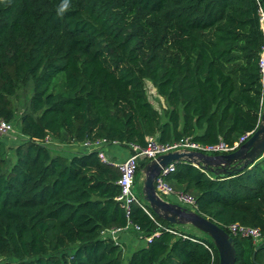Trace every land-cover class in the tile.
<instances>
[{"label": "trees", "instance_id": "obj_1", "mask_svg": "<svg viewBox=\"0 0 264 264\" xmlns=\"http://www.w3.org/2000/svg\"><path fill=\"white\" fill-rule=\"evenodd\" d=\"M63 3L0 0V118L14 119L11 96L29 85L12 158L0 136V264H217L205 232L168 222L142 198L135 174L144 159L134 173L137 201L124 207L115 164L94 148L52 152L44 137L232 144L256 127L264 96L261 1L67 0L60 12ZM172 163L165 179L193 195L187 208L228 232L234 264H264V155L222 172ZM126 222L150 237L123 262L100 230ZM231 222L256 226L261 239L231 233Z\"/></svg>", "mask_w": 264, "mask_h": 264}, {"label": "built area", "instance_id": "obj_2", "mask_svg": "<svg viewBox=\"0 0 264 264\" xmlns=\"http://www.w3.org/2000/svg\"><path fill=\"white\" fill-rule=\"evenodd\" d=\"M259 23L261 28L264 30V11L259 7ZM261 73L264 71V44L262 45V50L260 58L258 61ZM12 129V124L10 121H6L0 118V134H5ZM253 130L245 131L232 143L227 144L221 139L211 143H202L198 141L190 140L188 137H183L179 140L170 141H159L154 136L146 137V143L139 146L134 143H127V153L120 160L108 159L102 147L106 144L104 138H94V139H84L80 143L85 150L96 149L97 155L103 161L110 160L118 168L119 175L116 179L119 185V193L116 198L120 201L121 205L124 207L128 206L130 201H137L135 193L133 190L134 185V173L137 168L139 161L141 159L149 160L154 158L157 154L169 151V150H198L206 153H225L235 149L242 141H244L247 136ZM50 138L48 136L44 137V143H48ZM116 143V142H112ZM264 155V148L262 150L261 156ZM193 163V162H192ZM173 169L172 161L167 163L165 166L160 167L158 173L154 177L153 185L157 194L165 199L172 198L173 201L185 205L192 206L194 202L193 195L190 192L175 189L172 185L165 179V175ZM192 209V208H191ZM131 228L133 230H139L137 225H133L126 222L123 226L116 227H106L100 230V234L110 238L114 243L119 244L123 249L121 241L118 238V232ZM228 230L233 234H239L241 236H246L251 238L252 242H258L261 239V233L256 226L245 225L237 222H231L227 224ZM146 240L149 239L148 236H144Z\"/></svg>", "mask_w": 264, "mask_h": 264}, {"label": "water", "instance_id": "obj_3", "mask_svg": "<svg viewBox=\"0 0 264 264\" xmlns=\"http://www.w3.org/2000/svg\"><path fill=\"white\" fill-rule=\"evenodd\" d=\"M264 8V0H260ZM264 95V88H263ZM264 148V96L261 102L256 127L235 149L225 153H206L198 150H169L146 160L141 166L142 198L160 217L170 223H189L211 239L217 252V264H234L235 250L231 236L217 223L175 201L165 199L157 194L153 180L160 167L175 160H186L200 164L212 172H222L242 166L261 157Z\"/></svg>", "mask_w": 264, "mask_h": 264}, {"label": "rangeland", "instance_id": "obj_4", "mask_svg": "<svg viewBox=\"0 0 264 264\" xmlns=\"http://www.w3.org/2000/svg\"><path fill=\"white\" fill-rule=\"evenodd\" d=\"M144 88L147 95L148 100L151 102V104L156 107L157 109L161 110V108L164 106V101L160 95L157 94L155 87L151 84L150 81L144 80ZM29 93V85L28 83L20 84L16 88L15 93L11 96L12 105L14 108V119L11 120L12 129L8 131L5 134H0L3 142L5 145L9 146L7 148V157L12 158V150L10 149L21 137V133L18 130L16 118L26 108L27 104V97ZM49 149L52 152H60L59 145L56 141L51 140L47 143ZM143 176V173L141 171V166L137 170L135 174V181L137 183L141 182V178ZM135 187V185H133ZM185 226H182V228H187L189 230L197 232L198 230L192 226L189 223L184 224ZM128 254V251L125 249H122L121 251V259L125 260L126 255ZM0 259H3V256H0Z\"/></svg>", "mask_w": 264, "mask_h": 264}, {"label": "crops", "instance_id": "obj_5", "mask_svg": "<svg viewBox=\"0 0 264 264\" xmlns=\"http://www.w3.org/2000/svg\"><path fill=\"white\" fill-rule=\"evenodd\" d=\"M58 145L60 153L66 157H69L73 152L85 150L80 142L58 143ZM102 150L108 159L120 160L126 155L128 148L127 145L121 146L117 143H108L102 147ZM171 199L172 198H169L168 200ZM118 238L121 241L123 249L128 251V254L135 247L146 242V238L144 236L137 234L136 231L131 228L118 232ZM128 254L126 256H128Z\"/></svg>", "mask_w": 264, "mask_h": 264}, {"label": "clouds", "instance_id": "obj_6", "mask_svg": "<svg viewBox=\"0 0 264 264\" xmlns=\"http://www.w3.org/2000/svg\"><path fill=\"white\" fill-rule=\"evenodd\" d=\"M66 8H67V0H64V3H63L62 6L60 7L59 11H60V12H63Z\"/></svg>", "mask_w": 264, "mask_h": 264}]
</instances>
